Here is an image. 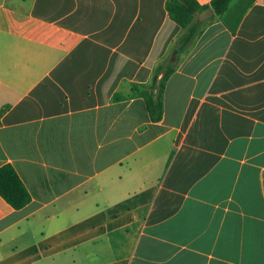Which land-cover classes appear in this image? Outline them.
<instances>
[{"label": "crops", "instance_id": "1", "mask_svg": "<svg viewBox=\"0 0 264 264\" xmlns=\"http://www.w3.org/2000/svg\"><path fill=\"white\" fill-rule=\"evenodd\" d=\"M167 1L0 0V264H264V0L175 60ZM168 59L161 122L113 101Z\"/></svg>", "mask_w": 264, "mask_h": 264}, {"label": "trees", "instance_id": "2", "mask_svg": "<svg viewBox=\"0 0 264 264\" xmlns=\"http://www.w3.org/2000/svg\"><path fill=\"white\" fill-rule=\"evenodd\" d=\"M233 0H212L209 5H201L197 0H168L166 9L170 18L179 25L184 34L178 40L175 50L183 53L191 47L195 39L201 34L204 23L198 21L199 15L208 8H212L216 16L224 15ZM177 62L168 59L155 70L153 79L149 85L135 83L132 85V93L125 96L117 93L113 97L114 102L125 101L133 98L144 99L153 123L163 120L164 91L166 83L175 71ZM4 110L0 113V116ZM0 195L16 210H20L31 201V195L11 164L0 168Z\"/></svg>", "mask_w": 264, "mask_h": 264}, {"label": "water", "instance_id": "3", "mask_svg": "<svg viewBox=\"0 0 264 264\" xmlns=\"http://www.w3.org/2000/svg\"><path fill=\"white\" fill-rule=\"evenodd\" d=\"M214 15H215V13H214L213 9L208 8L199 15L198 21L201 23H204V22L210 20ZM178 56H179V52L176 51L175 54L173 55V59L175 60Z\"/></svg>", "mask_w": 264, "mask_h": 264}]
</instances>
